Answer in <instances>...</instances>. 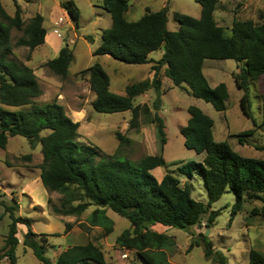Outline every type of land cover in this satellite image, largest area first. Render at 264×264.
<instances>
[{
  "label": "trees",
  "instance_id": "trees-1",
  "mask_svg": "<svg viewBox=\"0 0 264 264\" xmlns=\"http://www.w3.org/2000/svg\"><path fill=\"white\" fill-rule=\"evenodd\" d=\"M196 1L201 5L200 16L174 11L178 27L173 30L167 27L166 5L158 9L146 5L137 19L129 20L125 15L128 0H102V6L111 15V24L102 29L100 43L93 53L108 54L126 63H149V74L126 84L124 91L119 93L111 89L110 77L100 62L95 61L78 71L81 75L88 74L90 89L95 94L91 101L93 108L107 112L129 109L131 128H138L141 118L154 122L160 137V149L166 140L165 118L160 112L162 67L173 84L185 82L191 94L223 110L229 95L227 86L223 81L210 85L203 73L202 63L204 58L235 59L239 70L234 73V79L242 89L240 108L252 119L254 126L264 124V91L260 93L262 118L258 123L252 113L249 89V84L264 74V14L260 13L257 21L234 17L230 31L226 32L214 17L218 0ZM14 3V13L10 14L0 0V147L4 148L9 136L15 134L26 136L33 146L40 143V180L48 191L62 193L59 204L51 205L55 213L80 214L93 204L87 223L79 222L78 226L87 231L92 226H101L102 235L113 229L108 208L128 218L130 226L122 229L115 241L137 252L139 261H132L131 264H174L166 254L170 235L154 229L152 225L161 223L189 229L208 212L206 224L209 226L219 212L211 208V203L227 190L234 192L236 208L245 200H258L260 205H254L251 213L264 216V157L243 155L234 150L226 139H215L212 134L213 119L197 105L187 106L189 116L180 126V132L186 147L204 153L202 159L179 163L173 171H165L160 178L151 170L166 166L162 151L131 158L125 146L132 139L117 129L115 135L119 143L113 152H105L97 145L80 141L79 121L66 112L62 103L56 98L37 101L42 87L34 68L23 60L8 57L13 46L12 27L22 30L15 44L27 45L30 49L41 44L47 32L43 25L44 16L40 12H35L25 22L19 3L16 0ZM61 5L68 9L73 19L77 18L75 7L68 6L66 2H61ZM157 48L162 51L158 58L148 56ZM72 58V48L64 40L57 54L43 64L55 74L66 77ZM29 59L30 55L27 56ZM150 88L156 94L150 104L133 102L134 96ZM254 130L255 127H250L238 131V141L243 143ZM259 148L264 149V146ZM25 156L29 158L30 154ZM195 172L202 176L206 201L191 194L192 184L187 180ZM180 175L185 177L183 183ZM0 204L10 218L3 250L11 264H16L18 222L26 225L22 243L32 248L40 264L106 263L101 245L90 237L85 243L64 247L51 259L45 254L51 245L48 233L34 231L32 217L16 213L18 198L0 199ZM72 226L73 222H65V230ZM200 235L204 241L205 256L226 264L221 252L213 250L205 232H200ZM194 242L199 243L193 239L189 247ZM246 264H264V253L251 247Z\"/></svg>",
  "mask_w": 264,
  "mask_h": 264
},
{
  "label": "rangeland",
  "instance_id": "rangeland-1",
  "mask_svg": "<svg viewBox=\"0 0 264 264\" xmlns=\"http://www.w3.org/2000/svg\"><path fill=\"white\" fill-rule=\"evenodd\" d=\"M16 1L21 7V15L25 22L35 12H40L44 16L43 25L47 28V35L44 43L30 49L27 45L15 44L22 30L12 27L10 34L13 46L8 57L23 60L34 68L42 87V93L37 97V101L46 102L56 98L62 103L66 112L74 120L79 121L78 139L80 141L97 145L102 151L113 152L119 143L115 135L117 129L132 139V142L125 146L131 158L162 151L166 166H157L151 170L157 178H160L165 171H173L179 163L190 159H202L204 153L186 147L180 132V126L189 116L187 106L194 104L213 119L212 134L215 139H226L234 150L243 155L264 157V149L259 148L264 146V124L254 126L252 119L247 117L240 108L239 98L242 89L237 86L234 79V73L239 70L238 61L235 59L204 58L202 63L203 73L210 85L223 81L227 86L229 95L223 110L216 109L211 102L191 94L185 82L181 85L173 84L171 79L164 74V68H160L162 79L160 112L165 118L166 136L163 148L160 149V137L154 122L141 118L139 127L131 128L129 127L131 117L129 109L107 112L93 108L91 101L95 94L90 89L88 74L81 75L78 72L95 61L100 62L110 77L111 89L117 92H121L125 84L141 80L148 75L149 63H126L108 54L93 53L100 43L102 29L111 24V15L102 6V0ZM61 2H66L68 6L76 8L78 12L76 19L70 16L68 9L61 5ZM128 2L129 7L125 15L129 20L137 19L145 11L146 5L151 9L166 5L168 7L167 27L173 30L178 27L173 17L174 11L184 12L194 17H199L201 14V5L196 0H128ZM1 3L8 13H14V0H1ZM213 13L217 23L223 26L224 31L229 32L234 17L259 20V14H264V0H218ZM59 17L62 20H58ZM52 30H57L58 33H53ZM64 40L68 42L73 51L69 73L66 77L55 74L41 62L55 56L58 44L62 45ZM161 53V49L157 48L150 51L148 56L158 58ZM28 55L31 58L26 61ZM249 89L252 113L260 123L262 118L260 93L264 91V74L253 80L249 84ZM155 95V90L150 88L134 96L133 102L150 104ZM78 108H82L83 116H77ZM250 127H255L253 134L246 136V140L240 143L236 133ZM26 154H30V157L27 158ZM41 158L40 143L33 146L28 138L21 134L9 136L6 146L0 147V199L9 200L11 196H16L19 201V209L16 213L32 217L34 219L32 229L34 228L33 230L37 232L44 229L50 230L45 228L47 226H51V230L55 231L54 225H57L60 232L52 234L46 232L50 234L48 240L51 245L47 247L45 254L53 259L57 252L55 248L58 245L66 247L70 244L85 243L84 233L79 234V231L83 230L88 233V237L101 245L105 252V264L138 262L139 256L135 250L122 247L115 241V237L121 230L130 226V221L125 216L108 208L107 214L113 220V229L102 235L101 226H92L89 231L82 227L73 228L75 225L78 226L79 222L87 223L88 216L94 208L93 204H90L80 214H62L52 210L51 205L59 204L62 193L48 191L42 184L38 177V163ZM180 180L183 183L185 177L180 175ZM187 181L192 184H190L192 196L206 201L207 194L201 174L195 172L193 177ZM23 184L27 185L28 189L24 188ZM32 195L39 202H46V204L31 202ZM254 205H260V202L245 200L236 208L235 194L232 190H227L211 203V208L218 209L219 212L209 226L206 224L208 214L206 212L202 215L201 221L189 229L161 223H155L152 227L170 235L171 242L166 247V254L168 260L174 264H220L205 256L204 241L200 232H205L212 242L213 250L221 252L226 259V264H246L251 247L264 253V216L251 213ZM65 221L73 222L72 228L65 230ZM9 222L8 213L0 204V264H11L3 250L4 236L7 233ZM25 230V223L19 222L16 233L19 238L15 250L16 264H40L32 248L22 243ZM193 239L199 243L194 242L193 246L189 247ZM123 253L126 255L123 256Z\"/></svg>",
  "mask_w": 264,
  "mask_h": 264
},
{
  "label": "crops",
  "instance_id": "crops-1",
  "mask_svg": "<svg viewBox=\"0 0 264 264\" xmlns=\"http://www.w3.org/2000/svg\"><path fill=\"white\" fill-rule=\"evenodd\" d=\"M55 22V21H54ZM56 23H58V22H56ZM45 26V25H44ZM46 27V26H45ZM55 28V27H54ZM53 28V29H54ZM52 32L53 33H58V31L57 30H52ZM46 35H47V32H46V34H45V37H44V41L42 42V43H44L45 42V40H46ZM38 46V45H37ZM61 47V44H58V46H57V52H58V50H59V48ZM151 57V56H150ZM30 58H31V56H30ZM47 60V59H46ZM46 60H43V61H41V62H44V61H46ZM26 61H28V60H26ZM37 74V73H36ZM148 74H149V71H148ZM38 76V75H37ZM111 86V85H110ZM125 86H126V84L124 85V87H123V89H122V91L121 92H123L124 91V88H125ZM117 92V91H116ZM57 93V92H56ZM120 93V92H119ZM77 116H83L84 115V113H83V110H82V108H78L77 109ZM38 177H39V174H38ZM40 178V177H39ZM24 185V184H23ZM24 188H27L28 189V187H27V185H24ZM47 198H48V195H47ZM47 198H46V201H47ZM33 201H36V202H38L39 204H46V202H39L35 197H33V195L31 196V202H33ZM35 203V202H34ZM38 203H36V204H38ZM61 219V218H60ZM62 220V219H61ZM32 221L34 222V219L32 218ZM32 222V223H33ZM66 222V221H65ZM19 223V222H18ZM32 223H31V226H32ZM55 226V231H52L51 230V226L50 227H45V228H49L50 230H42L43 232H49L50 234L51 233H55V232H60V229H58V227H57V225H54ZM76 227H79V226H77V225H75V227L73 226V228H76ZM72 228V227H71ZM80 228V227H79ZM34 229V228H33ZM82 230V229H81ZM34 231H36V230H34ZM42 231H38V232H42ZM80 233L79 234H81V233H84V238H85V240L87 241L88 239H89V237H88V233L86 232V231H79ZM49 234V235H50ZM49 235H48V239H49ZM64 247H62V246H60V245H58V247L57 248H55L56 250H57V252L59 251V250H61V249H63ZM56 252V253H57Z\"/></svg>",
  "mask_w": 264,
  "mask_h": 264
},
{
  "label": "built area",
  "instance_id": "built-area-1",
  "mask_svg": "<svg viewBox=\"0 0 264 264\" xmlns=\"http://www.w3.org/2000/svg\"><path fill=\"white\" fill-rule=\"evenodd\" d=\"M58 20H62V18L61 17H59V19ZM126 255V253H123V256H125Z\"/></svg>",
  "mask_w": 264,
  "mask_h": 264
}]
</instances>
